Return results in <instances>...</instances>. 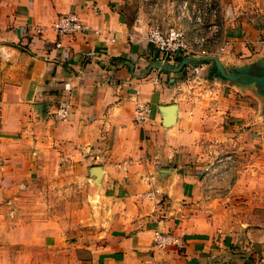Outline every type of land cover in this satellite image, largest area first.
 <instances>
[{"label":"crops","instance_id":"1","mask_svg":"<svg viewBox=\"0 0 264 264\" xmlns=\"http://www.w3.org/2000/svg\"><path fill=\"white\" fill-rule=\"evenodd\" d=\"M68 11L100 31L57 35ZM230 23L212 55L264 60V24ZM148 26L142 0H0V264H264L263 97L212 60L155 65L189 55L163 60Z\"/></svg>","mask_w":264,"mask_h":264},{"label":"rangeland","instance_id":"2","mask_svg":"<svg viewBox=\"0 0 264 264\" xmlns=\"http://www.w3.org/2000/svg\"><path fill=\"white\" fill-rule=\"evenodd\" d=\"M142 2L148 23L156 24L162 29L174 27L182 32L187 46L184 52H190V55L233 52L234 45L230 44L227 28L234 16L248 20L254 18L255 22L264 24V0H142ZM57 262L60 263L61 260L51 254L49 264H58ZM68 262L70 264V261Z\"/></svg>","mask_w":264,"mask_h":264},{"label":"built area","instance_id":"3","mask_svg":"<svg viewBox=\"0 0 264 264\" xmlns=\"http://www.w3.org/2000/svg\"><path fill=\"white\" fill-rule=\"evenodd\" d=\"M254 20V18H252ZM57 35L85 33L93 30L98 33V27H92L87 22H84L74 11H68L58 14L52 24ZM35 33H42V26H33ZM147 40L152 43L166 61L174 60L177 56L190 55V52H184L187 48L183 33L174 27L162 29L156 24H149L147 29ZM66 88H69L65 84ZM150 111V106L147 103L138 104L134 109V119L136 122H142L147 118ZM70 108L65 100L57 102L55 116L58 119L64 120L68 117ZM154 244L159 249H164L169 246H179L182 244L180 239L171 233L158 231L154 232Z\"/></svg>","mask_w":264,"mask_h":264},{"label":"water","instance_id":"4","mask_svg":"<svg viewBox=\"0 0 264 264\" xmlns=\"http://www.w3.org/2000/svg\"><path fill=\"white\" fill-rule=\"evenodd\" d=\"M208 59L212 60L215 64V67L218 73L223 76L224 78L231 80V81H239L243 84H255L258 93L263 97V107H264V60H259L256 63L246 64L236 68L234 72H229L223 66L222 62L219 58L215 55L211 56H203V57H185L183 58L177 66L168 67L166 63L158 61L155 65L160 66L161 68L167 69L169 68L172 71H179L181 68L188 62L192 60H202ZM160 111L164 113V125H171L175 122L176 119V111L177 105L175 103L167 104V105H160ZM93 172L96 176L99 175L100 167L95 166L93 167Z\"/></svg>","mask_w":264,"mask_h":264},{"label":"trees","instance_id":"5","mask_svg":"<svg viewBox=\"0 0 264 264\" xmlns=\"http://www.w3.org/2000/svg\"><path fill=\"white\" fill-rule=\"evenodd\" d=\"M213 71L216 73V70H215V68H213Z\"/></svg>","mask_w":264,"mask_h":264}]
</instances>
